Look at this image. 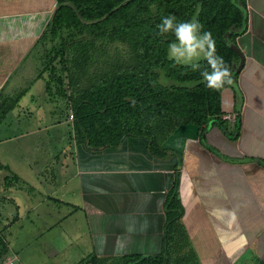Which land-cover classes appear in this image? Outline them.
Wrapping results in <instances>:
<instances>
[{
	"label": "crops",
	"instance_id": "1",
	"mask_svg": "<svg viewBox=\"0 0 264 264\" xmlns=\"http://www.w3.org/2000/svg\"><path fill=\"white\" fill-rule=\"evenodd\" d=\"M57 3L0 0V95L5 98L29 93L26 75L36 73L35 49ZM248 17V30L237 38L242 98L236 103L232 88L223 94V109L239 120L227 121L226 129L213 122L203 130L178 126L163 143L166 154H153L144 138L92 149L73 142L74 135L67 140L62 117L36 129L31 120L40 118L43 104L36 103L35 94L31 100L38 108H24L26 118L17 112L19 104L7 114L0 125V163L31 184L21 190L32 197L23 202L39 210L42 220L60 208L82 211L86 240L80 238L78 256L160 253L167 194L177 179L181 224L202 264H229L249 249L264 264V0H248ZM44 112L48 119L52 112ZM42 134L47 142L40 140ZM8 174L0 167V177Z\"/></svg>",
	"mask_w": 264,
	"mask_h": 264
},
{
	"label": "trees",
	"instance_id": "2",
	"mask_svg": "<svg viewBox=\"0 0 264 264\" xmlns=\"http://www.w3.org/2000/svg\"><path fill=\"white\" fill-rule=\"evenodd\" d=\"M170 15L175 16L177 22L196 16L203 31L211 33L216 52L223 57L234 80V85L227 88L234 90L236 103L242 98L237 87L242 67L237 38L248 30V0H58L47 30L52 39L60 35L64 39L61 46L55 48V55L63 64L67 62L77 67L91 64L98 51H105L108 42L131 49L128 61L116 60L114 72L103 74L93 88L82 89V95L73 98L74 121L81 136L78 142L100 150L115 149L127 138H144L148 149L160 156L168 153L163 143L178 126L194 125L203 130L204 125L213 122L226 129L228 120L224 116L234 112L223 109L225 90L209 89L199 71L177 65L166 56L173 37L156 35V25L162 17ZM65 29L70 32L63 37ZM44 36L45 32L41 38ZM201 65L208 67L204 61ZM53 66L54 75L49 74L50 78L45 81L48 89L53 83H62L58 68ZM162 76L166 83L162 82ZM38 78L45 76L41 73ZM19 96L0 95V125L19 104ZM3 97L13 103L4 105ZM0 167L9 171L6 183L23 186L28 183L8 165L0 163ZM9 202L6 195L0 196V211ZM10 205L14 208L10 222L15 223L20 217L15 213L18 207L12 202ZM165 210L162 251L152 255L115 256L117 264H202L181 224L184 209L177 179L167 194ZM189 246L190 251L186 252ZM89 257L93 264L103 263L96 253Z\"/></svg>",
	"mask_w": 264,
	"mask_h": 264
},
{
	"label": "rangeland",
	"instance_id": "3",
	"mask_svg": "<svg viewBox=\"0 0 264 264\" xmlns=\"http://www.w3.org/2000/svg\"><path fill=\"white\" fill-rule=\"evenodd\" d=\"M47 29L45 36L40 39L35 49L36 73L38 75L43 73L45 76V80H43L46 81V78H50L49 74L54 75L53 65H56L62 83L60 81L57 85L53 83L48 89L42 79H36L34 75L36 73L27 75L24 73L27 76L26 81L29 83L30 91L28 94H21L18 97L20 103L17 112L22 113L21 118H26L23 116L24 112H27L24 108H27L28 105L34 109L38 108L33 106L35 102L31 100L32 94H35L33 99L38 105L43 104V108H38L42 112V114L39 113L40 118L36 116L33 121L29 117L34 123V128H45L47 125L55 124L57 119L62 117L65 121L67 140L73 139L74 135L73 142L77 143L80 134L77 132L74 121L73 98L76 99V97L81 96L82 92L80 91L93 88L103 74L114 72L116 70V66H114L116 60L118 62L128 61L131 49L127 45L108 42L105 45V51L101 50L96 53L93 64L87 63L86 66L80 65L78 67L67 62L63 64L60 57L55 55V48L60 47L64 39L61 38V35L52 39L53 37L49 35ZM69 32L65 29L62 31V36H67ZM107 62L108 65H106ZM4 100L6 106L13 103V100L9 101L3 97L2 101ZM22 106L23 109L20 110ZM48 109L52 113L48 112ZM44 110L48 112V119L45 118ZM157 132L160 135L162 130ZM41 136L40 140L44 138L47 142L46 134ZM36 141L39 142V139L36 138ZM11 185L6 183L5 176L1 175L0 196L6 195L12 203L17 205L18 208L15 213L20 217L15 223L10 222L13 219L12 212L14 211V208L10 205L11 202L6 204L0 211L2 215L0 221V264H93L89 257L90 254L83 257L78 256L83 250L81 246L82 239L86 240V236L82 238L86 228V218L80 209L76 208L75 212L69 214L63 208H60L59 213L52 212L48 217H45V220H42V216L38 217L39 210L33 211L25 206L24 199L32 197L30 194L21 193L23 185H20V189L15 182H13L14 188H10ZM29 187H31V184L24 183L25 190ZM12 189L13 194L10 192ZM29 200L31 201V199ZM189 249L190 246L186 247L185 251L187 252ZM257 256L255 249H249L240 259L229 264H261L254 259ZM99 257L103 259L102 264H117L115 256Z\"/></svg>",
	"mask_w": 264,
	"mask_h": 264
},
{
	"label": "clouds",
	"instance_id": "4",
	"mask_svg": "<svg viewBox=\"0 0 264 264\" xmlns=\"http://www.w3.org/2000/svg\"><path fill=\"white\" fill-rule=\"evenodd\" d=\"M156 29L158 36L171 34L173 37L167 46V58L177 65L199 71L209 89L222 92L234 85L231 70L223 57L217 54L211 33L203 31V25L196 16L179 22L175 16H165L156 25ZM202 61L207 63V68H202ZM161 80L166 83L163 76Z\"/></svg>",
	"mask_w": 264,
	"mask_h": 264
},
{
	"label": "built area",
	"instance_id": "5",
	"mask_svg": "<svg viewBox=\"0 0 264 264\" xmlns=\"http://www.w3.org/2000/svg\"><path fill=\"white\" fill-rule=\"evenodd\" d=\"M224 118L228 121H232L234 122L237 118V114L233 113V114H227L224 116Z\"/></svg>",
	"mask_w": 264,
	"mask_h": 264
}]
</instances>
